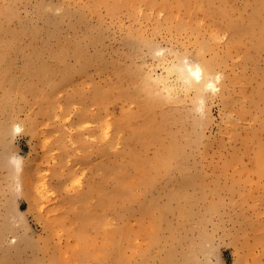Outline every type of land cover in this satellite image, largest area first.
Here are the masks:
<instances>
[{
	"label": "rangeland",
	"instance_id": "1",
	"mask_svg": "<svg viewBox=\"0 0 264 264\" xmlns=\"http://www.w3.org/2000/svg\"><path fill=\"white\" fill-rule=\"evenodd\" d=\"M124 1L0 0V264H264V48L231 47L264 0ZM202 45L222 80L199 107L156 78L203 64ZM171 144L174 164L150 168ZM102 214L153 232L112 243Z\"/></svg>",
	"mask_w": 264,
	"mask_h": 264
},
{
	"label": "bare ground",
	"instance_id": "2",
	"mask_svg": "<svg viewBox=\"0 0 264 264\" xmlns=\"http://www.w3.org/2000/svg\"><path fill=\"white\" fill-rule=\"evenodd\" d=\"M137 1L138 0H125L124 4L126 3H127L126 5H129L130 3L134 4ZM170 1L174 2L175 0H170ZM209 1L211 0H196V6L202 7L205 2H209ZM148 3L152 7L156 5L155 0H148ZM110 9L114 10V6H111ZM222 13H224V11H222ZM248 22H249L248 28L246 30H243L239 25H236L234 27L235 32L231 43V47L233 49H238L243 45V38L245 37V34L250 35L251 38H254L256 44L253 47L255 49L260 50L264 48V6L257 8L254 11V13L251 14ZM255 27H259V29L256 30ZM182 28H184V24H179L176 30L179 31ZM205 51H206V46L202 45L198 52V57L204 61L203 64L198 62H193L188 57H182V58L178 57L176 61L170 64L168 63V65L165 66V72L167 76L165 75L164 77L162 75L156 78V80L158 82H161L164 87L163 89L166 90L168 94H170L171 92L174 91V87L170 83L171 81L170 78H174V80H176L181 85L184 91L195 95L199 107L203 106L205 100L208 97H212L213 95H218L219 92L218 82L222 80L221 75L215 73L217 63L213 60L212 61L206 60L204 57ZM6 58L7 56H5L4 53L0 54L1 60H4ZM234 83H237V79L234 80ZM152 94L155 96L152 98L153 100L163 99L160 100L162 102L170 100L168 97H163L161 95L157 96V94L154 91L152 92ZM228 103H232V100H229ZM241 114L242 116H245L246 112L242 110ZM165 117H167L168 123L173 122V117L171 114H167ZM118 127L122 128L123 126L118 124ZM5 132H7V130ZM253 137H255L254 134L249 136V140L252 141L254 139ZM158 139H159L158 133H153L152 138L149 141H147L145 144H149L154 140L157 141ZM259 145L260 148L256 156L255 164L257 168L262 172L261 167L264 165V144L261 145V142H259ZM175 157H176L175 144H171L169 146H163V148L158 152L154 160L149 163V166L150 168L153 169L158 167H169L171 163L174 164ZM16 162H19V159L18 160L16 159ZM137 163H138L137 166L141 169V171H143L145 168V163L139 162L138 160ZM17 164L19 166V163ZM122 167L124 169V166ZM107 176L111 177L112 173L108 172ZM118 177L121 179L118 183L119 186L118 189L113 194L105 195L104 198L101 200V203L106 204L109 208H111L114 204V197L118 195L122 189L128 190L132 184V179L128 175L121 174ZM139 181L142 182V180ZM181 193H184L183 190H181ZM144 218L145 217H143V219ZM141 222L142 223H139L140 227L134 232L129 226L125 225L121 230H118L117 233L106 229L108 222L104 214L99 216L98 218L99 224L98 223L97 224L100 233L104 235V238H106V240L112 241L113 243L114 237L118 235L120 239H126V238L129 239L130 244H132V240L134 236H136L137 234H144L146 236V230L153 232V229H149L152 225L151 223L149 225H146L145 219ZM118 255L123 257L125 260H127L126 247L119 246ZM113 264H115V262Z\"/></svg>",
	"mask_w": 264,
	"mask_h": 264
},
{
	"label": "clouds",
	"instance_id": "3",
	"mask_svg": "<svg viewBox=\"0 0 264 264\" xmlns=\"http://www.w3.org/2000/svg\"><path fill=\"white\" fill-rule=\"evenodd\" d=\"M14 131H15V132H19V128H18V126H14ZM20 159H22V158H20Z\"/></svg>",
	"mask_w": 264,
	"mask_h": 264
}]
</instances>
